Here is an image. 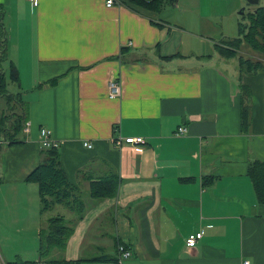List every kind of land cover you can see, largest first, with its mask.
<instances>
[{
    "label": "crops",
    "instance_id": "obj_1",
    "mask_svg": "<svg viewBox=\"0 0 264 264\" xmlns=\"http://www.w3.org/2000/svg\"><path fill=\"white\" fill-rule=\"evenodd\" d=\"M0 4L8 56L11 48L23 53L11 61L30 123L24 143L0 150V256L7 263L27 260V248L13 246H38L50 218L76 220L62 204L43 213L38 186L27 180L42 162L46 128L88 207L66 251H53L56 259L118 254L121 242L132 252L123 264H264V205L248 172L264 163V70L241 72L217 51L185 55L186 33L165 21L174 13L164 9L109 8L106 0ZM116 78L122 94L110 98ZM179 127L187 132L177 135ZM115 135L146 143L116 148ZM110 175L119 178L117 195L94 202L91 182ZM201 230L203 239L188 248L187 238Z\"/></svg>",
    "mask_w": 264,
    "mask_h": 264
},
{
    "label": "trees",
    "instance_id": "obj_2",
    "mask_svg": "<svg viewBox=\"0 0 264 264\" xmlns=\"http://www.w3.org/2000/svg\"><path fill=\"white\" fill-rule=\"evenodd\" d=\"M168 3L175 4V1L122 0L123 5L130 7L136 12L144 10L151 13H160ZM249 19L250 25L246 28L240 27V36L238 38H228L222 46H216V50L221 57L226 59L239 58L241 72L255 74L264 70V63L239 57V51L243 45H246L254 52L264 56V6L257 7L250 14ZM4 20L5 11L0 4V98L7 104L0 118V150L4 146L24 143L22 138L23 126L27 120L25 116L27 104L23 101L21 93H9L6 74L2 68L3 63L8 59L7 47L9 41ZM152 24L158 27L161 26V24L154 21H152ZM175 57L172 56L164 59L171 60ZM9 69L11 82L20 86L19 71L12 61H10ZM57 82L58 79H54L50 83L54 85ZM248 95L249 93L247 92ZM12 103H16V106L10 107ZM248 122L249 110L243 100L242 126L246 128ZM248 172L254 185L257 201L259 204L264 205V163L261 161L251 163ZM27 180L38 186L43 213L51 210L58 204H62L76 214V220L75 222H69L65 217L60 215L50 218L47 221L46 228L41 232L38 262L18 258L7 264H121L118 254L107 253L104 250L96 256L81 258L77 261H67L51 257L54 250L66 251L67 244L74 234L76 224L85 217L88 211V207L78 194L77 188L67 178L61 163L59 149L43 148L42 162L29 174ZM118 187L119 178L114 175L92 181L90 184V198L94 202L113 198L118 193ZM119 244L121 242L117 244V248Z\"/></svg>",
    "mask_w": 264,
    "mask_h": 264
},
{
    "label": "rangeland",
    "instance_id": "obj_3",
    "mask_svg": "<svg viewBox=\"0 0 264 264\" xmlns=\"http://www.w3.org/2000/svg\"><path fill=\"white\" fill-rule=\"evenodd\" d=\"M174 1L175 4L168 3L164 8L167 12L165 16L169 15V11L174 13L173 18H170L169 20L165 19V21H170V23L178 25L184 29L187 38V42L185 43V55L197 54L199 56L208 55L210 53L216 54V46H222L228 38H238L240 36V27L246 28L250 25V14L255 11L256 7L264 6V0H260L258 5H252L247 0ZM119 2L122 3V0H119ZM214 45L215 49L213 50ZM210 46L212 49H210ZM21 54L23 55V53H19L17 49L13 50L11 48V58L16 59ZM206 57L204 56V58ZM239 57L251 59L254 62L262 61L264 63V56L254 52L246 45L241 47ZM11 58L8 56V59L3 63L2 68L6 74L9 93L17 94L19 91L18 87L10 80L9 68ZM229 62L236 67H239V58L230 59ZM4 104L5 101L0 98V115L2 108L7 107V104H5V107L3 106ZM14 106H16V103L10 104V107ZM25 128L26 123L23 126V134L25 133ZM21 246H13V248L20 253H24V249L27 248L24 258L31 261H36V259L39 260V245ZM51 257L55 258V253H53ZM2 259L5 263L12 261L3 257Z\"/></svg>",
    "mask_w": 264,
    "mask_h": 264
},
{
    "label": "built area",
    "instance_id": "obj_4",
    "mask_svg": "<svg viewBox=\"0 0 264 264\" xmlns=\"http://www.w3.org/2000/svg\"><path fill=\"white\" fill-rule=\"evenodd\" d=\"M32 5L34 7H37L39 5V0H30ZM122 4V3H121ZM119 0H106L107 7L111 8L114 6H120L121 5ZM131 45V44H129ZM122 94V87L119 79H113L109 82L108 85V96L110 98H119ZM30 126V123L26 124V130L25 132H29L28 128ZM187 132V128L185 127H179L177 131V135L185 134ZM41 136V145L43 148H56L59 149V142L54 141L51 139V132L46 129L42 128L40 131ZM112 143L116 148H121L124 145H131V146H141L146 143L145 139L143 137H122V136H113ZM84 146L91 149L93 148V145L89 142H85ZM205 233L203 230L191 234L187 238V247L188 248H195L199 241H201L204 237ZM118 255H119V261L121 264L132 256L131 250L127 247L126 244H120L118 246ZM0 264H7L3 261L2 257L0 256ZM244 264H250V262H244Z\"/></svg>",
    "mask_w": 264,
    "mask_h": 264
},
{
    "label": "water",
    "instance_id": "obj_5",
    "mask_svg": "<svg viewBox=\"0 0 264 264\" xmlns=\"http://www.w3.org/2000/svg\"><path fill=\"white\" fill-rule=\"evenodd\" d=\"M252 5H258L260 3V0H247Z\"/></svg>",
    "mask_w": 264,
    "mask_h": 264
}]
</instances>
